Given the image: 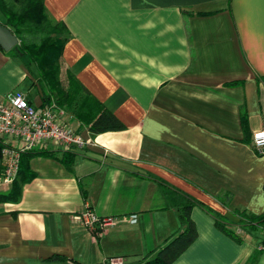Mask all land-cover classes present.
Here are the masks:
<instances>
[{
    "label": "crops",
    "instance_id": "0c3cea01",
    "mask_svg": "<svg viewBox=\"0 0 264 264\" xmlns=\"http://www.w3.org/2000/svg\"><path fill=\"white\" fill-rule=\"evenodd\" d=\"M43 10L66 26L64 65L123 127L90 132L60 109L91 143L71 147L70 162L56 147L30 157L34 176L0 202V264H139L181 228L190 199L243 239L195 203L196 237L170 264H264L260 231L231 212H264V152L252 144L264 130V0H43ZM34 72L0 47V100L20 89L44 104ZM85 207L119 219L91 230L73 218Z\"/></svg>",
    "mask_w": 264,
    "mask_h": 264
},
{
    "label": "trees",
    "instance_id": "16d2710c",
    "mask_svg": "<svg viewBox=\"0 0 264 264\" xmlns=\"http://www.w3.org/2000/svg\"><path fill=\"white\" fill-rule=\"evenodd\" d=\"M202 13L205 12H199ZM0 14L2 16L0 22L8 26L18 39L10 51L26 66L32 65L35 68L33 77L40 87L43 102L54 101L57 107L79 120L90 132L123 127L119 118L93 96L68 66L64 65L62 50L67 40L66 26L62 21H52L45 14L43 0H0ZM241 119L244 126V114ZM33 154L52 156L54 150L36 148L23 151L20 154L17 173L10 186L0 191V202L17 200L22 185L34 176L29 163ZM60 158L65 162L72 161L70 150H64ZM195 203L213 217L217 228L234 240L242 241V234L236 231L224 216L203 201L190 199L179 207L181 228L164 238L155 247L152 257L145 255L140 258L139 264H170L195 239L197 232L190 217V208ZM231 212L237 215V225L243 230L264 226V212L254 214L243 208H234ZM47 258L64 260L68 257L53 254Z\"/></svg>",
    "mask_w": 264,
    "mask_h": 264
},
{
    "label": "built area",
    "instance_id": "2783aa9c",
    "mask_svg": "<svg viewBox=\"0 0 264 264\" xmlns=\"http://www.w3.org/2000/svg\"><path fill=\"white\" fill-rule=\"evenodd\" d=\"M60 114L61 110L54 101L35 105L20 89L8 92L0 100V183H11L17 173L20 154L23 151L51 147L64 151L91 143L67 124ZM252 144L256 152H264L263 129L252 133ZM73 218L91 230L95 225L102 228L119 219L112 215L99 216L89 207L75 213ZM260 236L262 241L259 248L264 250V226L260 227ZM112 260L118 262L119 258Z\"/></svg>",
    "mask_w": 264,
    "mask_h": 264
},
{
    "label": "water",
    "instance_id": "95a60500",
    "mask_svg": "<svg viewBox=\"0 0 264 264\" xmlns=\"http://www.w3.org/2000/svg\"><path fill=\"white\" fill-rule=\"evenodd\" d=\"M17 41V36L10 28L0 22V47L4 50H8L14 46Z\"/></svg>",
    "mask_w": 264,
    "mask_h": 264
},
{
    "label": "rangeland",
    "instance_id": "374dc122",
    "mask_svg": "<svg viewBox=\"0 0 264 264\" xmlns=\"http://www.w3.org/2000/svg\"><path fill=\"white\" fill-rule=\"evenodd\" d=\"M258 230L260 231V227L258 228ZM255 231L253 232H249L247 235L254 237ZM119 257H111V258H107L106 263L107 264H122L124 262L123 257L118 261V262H114L112 259H118Z\"/></svg>",
    "mask_w": 264,
    "mask_h": 264
}]
</instances>
